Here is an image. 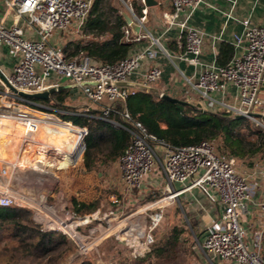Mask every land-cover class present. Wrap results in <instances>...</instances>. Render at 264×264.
I'll use <instances>...</instances> for the list:
<instances>
[{
	"label": "built area",
	"instance_id": "1",
	"mask_svg": "<svg viewBox=\"0 0 264 264\" xmlns=\"http://www.w3.org/2000/svg\"><path fill=\"white\" fill-rule=\"evenodd\" d=\"M204 2L205 0H171V11L163 18L166 31L178 26L185 36V54L182 59L189 65L202 67L195 82H190L191 87L203 102L217 104L231 117L245 116L264 127L258 119L249 117L264 104L261 99L264 85V25L254 24L249 19L243 20L244 35L234 43L235 47H240L242 42L245 43L243 53L235 56L227 66L204 64L202 56L205 34L189 27L187 19L180 21L181 13L187 9L194 10ZM93 4L94 0H7V7L15 14L17 22L8 26L5 20H0V49L6 48L8 55L17 59L11 73L5 74L9 85L26 93H43L58 89L60 83L67 79L81 88L84 98L89 103L83 112L56 109L53 96L48 99V103L37 104L18 96L0 78L4 87V92H0V98H13L18 103L30 104L34 106L33 109L30 107L27 109L44 115L38 117L26 111H19L15 119L11 120L21 121L26 127L25 137L33 140L41 127L59 133L68 130L77 134V148L78 146L82 148L83 153L80 155L76 152L78 154L75 153L76 156L73 155L71 160L75 159L78 162L84 160L89 130L86 126L76 125L67 116L84 115L108 119L116 103H122L125 107L131 95L149 91L162 77L161 68L153 67L136 86L120 85L130 82L131 75L139 68L144 57L155 54L151 49H146L135 56H128L116 64L98 63L86 55L75 59L66 58L64 52L52 43L54 35L74 27L80 31ZM128 9L133 20L141 28L138 34H134L126 23L122 28L124 41L139 43L148 37L144 33L147 7L143 6L139 15L132 6H128ZM22 19L33 28L38 39H28L25 36L24 27L19 23ZM154 44L160 46L159 39H154ZM84 83L95 85L84 86ZM232 86L236 89L235 96L229 95L228 89ZM53 102L54 105H51ZM90 105L98 107L97 110L102 116L92 114ZM39 108L46 112L52 111L53 114L35 110ZM120 115L132 126V129L124 127L132 134V138L125 153L117 162L120 182L128 189H139L142 181L159 165L165 176L164 194L165 198L168 197L169 203L178 199L184 192L198 188L210 201L223 205L219 221L213 220L207 230L203 242L205 253L220 261L264 264L261 254L264 233L255 237L252 249L242 223L241 216L246 211V201L251 198V189L248 178L239 173L237 160L222 155L215 141L204 140L197 145L172 147L158 141L126 108ZM111 122L117 127H123L116 120ZM33 183L34 181H31L22 187L21 196L27 197L29 191L35 187L44 190L48 188L45 182ZM176 185H183V188L177 190ZM15 203L16 200L7 195L2 194L0 197V206L7 207ZM259 207L264 213V201ZM36 216H40L38 211Z\"/></svg>",
	"mask_w": 264,
	"mask_h": 264
},
{
	"label": "trees",
	"instance_id": "2",
	"mask_svg": "<svg viewBox=\"0 0 264 264\" xmlns=\"http://www.w3.org/2000/svg\"><path fill=\"white\" fill-rule=\"evenodd\" d=\"M124 1L128 2L138 15L140 14L143 6L141 0ZM104 2L105 0H94L85 25L80 30L88 39L71 41L62 48L67 59L86 55L98 63L116 64L129 56L135 43L124 41L122 28L126 25L125 18L110 4L106 12ZM234 57V45L223 43L217 56L218 64L227 66ZM62 93H55L53 98L59 108L70 110L65 104L68 96ZM32 101L39 102V100ZM40 101L49 102V100ZM125 108L158 141L172 147L197 145L204 140H210L217 142L222 155L238 160H250L257 155L264 154V130L258 129V125L248 118L236 119L224 111L205 112L200 109V106L175 104L152 91L136 92L127 99L125 107L122 103H116L108 119L84 115L67 116L76 125L86 126L89 130L86 138V154L80 163H84L91 176L92 192L87 199L93 203L92 213L103 207L104 177L89 167L108 169L125 153L132 138V134L125 129H132V126L120 115ZM91 113L102 116L98 110H93ZM112 120H116L123 127L115 126ZM62 133L64 132L61 131L58 134ZM74 142L78 144V139ZM71 194L70 192V195H64L61 206L75 214L72 211V204L70 205ZM185 231L184 226L174 227L164 245H160L157 249L158 255L172 256L182 243ZM51 235L39 229L31 210L15 206H0V261L1 258H5L8 264L21 262L32 264L33 259L45 258L57 253L60 246L69 245L70 239L61 236L56 242L52 241ZM262 243L264 246V234ZM32 246L35 247L32 248ZM263 253L264 251H262L264 258ZM81 264L93 263L84 261Z\"/></svg>",
	"mask_w": 264,
	"mask_h": 264
},
{
	"label": "crops",
	"instance_id": "3",
	"mask_svg": "<svg viewBox=\"0 0 264 264\" xmlns=\"http://www.w3.org/2000/svg\"><path fill=\"white\" fill-rule=\"evenodd\" d=\"M157 1V6L150 8L147 7L146 20L148 23H146V29L144 33L147 34L148 37L143 39L139 43H135L129 56H135L136 54L146 49L153 50L155 54L146 56L140 61L139 68L131 75L129 79L130 86H136L137 84H139L142 80V77L149 69L153 67H159L162 70V77L157 84L150 87V89L157 90V93L155 92L156 94L161 95V93H165L181 100L185 99L184 101L191 103L193 106H200V109L205 112L223 111L217 104H208L203 102L198 93H196L192 89L190 82H195L197 76L202 70V67H194L192 65H189L185 60L182 59L185 54L186 40L181 29L178 26H174L166 31V25L163 18L166 13L171 11V0ZM144 6L146 7L145 4ZM1 19L5 20V23L8 26H11L14 24V22H17L15 14L10 12L7 7V0H0V20ZM186 19L188 20L187 24L189 27L205 34L206 38L203 47L202 62L204 64H218L217 56L220 53L222 44L231 43L232 45H234L238 38L243 37L245 31L243 20L249 19L254 24L264 25V0H205V2L198 8L194 10L187 9L186 11L181 13L180 21L183 22ZM19 23L24 27L25 36L28 39H38L37 35L33 31V28L28 25L25 19L19 20ZM154 39H159L160 46L154 44ZM244 45L245 43L242 42L240 44V47L234 46L235 56H240L243 53ZM59 49L62 50V48ZM5 52L7 53V49L2 47L0 49V58H4V64L3 66H0V68L6 75H9L13 70L14 65L16 64L17 59L10 56L7 57L5 55ZM62 85H72V83L70 81L63 80L60 83V86ZM72 89L74 88H66L58 92H63L62 94H66L69 99L70 96H73V93L71 92ZM228 91L230 93L229 95L235 96L236 89L233 86L230 87ZM261 99L264 102V85L262 88ZM85 101L83 102L84 107L88 104L86 99ZM38 103L44 105V102L40 100L39 102H37V104ZM51 105H54V102L51 103ZM68 106L73 107V105L70 104ZM84 107L79 109L73 107V109L79 112H83L85 110ZM70 111L73 110L70 109ZM254 114L259 115L258 120L262 124H264V104L260 107V109H257ZM9 120L11 121V119ZM17 122H20V125L22 127L24 126L21 121ZM254 123L257 124L256 122ZM14 130H17V128L12 130V134ZM49 130L48 133L51 136L58 137L55 135H61V137H63L64 141L66 142H68L69 140L65 139V137L73 134L70 131L68 133H65L68 130L62 131L64 132L62 134H58L59 132L53 131V129ZM38 136L39 135H36L34 140L32 139L31 141L27 140L25 142H22L21 151L22 154H24L22 157V163L23 161L26 162L29 160V166H31V153H33V151L30 147L31 145L33 146L36 142L38 144V140H40ZM8 138L10 144H12L11 136H8ZM76 139H78V136L76 137ZM37 151H40L39 147L34 148V152ZM236 160L239 173L248 178L251 189V198L250 200L246 201V211L242 213L241 217L242 223L247 231V241L250 244V247L254 249L253 245L255 237L262 232L264 233V213L261 212L259 207L260 204L264 201V154L257 155L250 160ZM71 161L73 163L71 162L68 165V169H72L73 173H76V177H79L78 181L80 182V185H78L79 183L73 184L72 181L71 183H69L68 180L67 182L62 181L61 177L58 175V171L61 172L63 169H61L60 166L51 165V163L41 164L40 162H38L36 166L37 168L34 167L19 169L17 166H15V164H13V162L6 161L7 165H10L9 171H11L12 173L14 172V175L15 173H17L16 176L21 175V177H19L21 181H14L13 178L9 180L4 179L3 181L0 178V195H7L8 197L15 199L16 202L21 206L29 207L30 210L33 208L36 209V206L42 208L45 207L46 209L50 208V210L48 209L49 212L52 211V214L56 215V213H54V208L57 207L51 208V206L53 205L50 204L52 203L50 198H55V201L57 200L60 208H66L61 206V200L64 199V195H70L71 192L72 194L70 203H72V201L74 200L73 197H75L76 199L79 198L77 197L79 196L78 192L83 193L84 190L82 188L87 187L91 182L89 181L91 179V176H89L88 168L84 165V163L82 164L75 159ZM117 162L114 163L116 164V166ZM89 169H91L92 171L97 170V168L95 169V167L93 166L89 167ZM159 169V173L161 174L160 179L162 183L161 191L163 193L165 190V176L161 167H159ZM119 177L120 175L116 178L117 181H120ZM31 181H34L33 184H40L41 181L45 182L48 185V188L44 190L42 188L35 187L34 189H32V191H29L30 193L27 197H24L23 195L21 196V194L18 195L19 192L15 190V187L22 188ZM77 188H81V190L79 191L77 190ZM182 188L183 185H176L177 190ZM181 196H186L185 201L188 206L187 211L191 219H197L200 217L198 220H201V217L203 219L210 217V223L206 228V238L207 230L211 226L212 221H219L221 213L224 209L223 205H221L219 202L210 201L205 193H203L198 188H194L184 192L179 196V198ZM160 206L162 205L156 203L145 206L144 208L149 209ZM168 207L169 205H167L166 208ZM142 210L143 208L134 212V214L139 215ZM84 231H87V229H84ZM87 232L90 231L88 230ZM262 251H264L263 243L261 254ZM217 264L239 263H236L234 261H221Z\"/></svg>",
	"mask_w": 264,
	"mask_h": 264
},
{
	"label": "rangeland",
	"instance_id": "4",
	"mask_svg": "<svg viewBox=\"0 0 264 264\" xmlns=\"http://www.w3.org/2000/svg\"><path fill=\"white\" fill-rule=\"evenodd\" d=\"M130 1L132 2L133 0ZM141 2L144 6L143 0H141ZM109 4L115 7L121 14H129L128 6L131 5L128 2L126 3L124 0H105L104 10L106 12L109 10ZM146 23H148L147 20ZM87 39L88 37L84 36L83 33L74 27L66 32L54 35L52 43H54L58 48H63L71 41ZM5 55L7 57L9 56L6 52ZM3 64L4 58L1 57L0 66H3ZM0 89V92H4V87L1 81ZM71 92L73 93V96L66 99V106L70 107L68 106L70 104L77 109L83 108L85 98H83L81 88H74ZM12 103H14V105ZM55 104L57 105V102ZM9 105H11V107H9ZM56 105V109L63 110ZM88 105L89 103L86 106ZM27 107L32 108L34 106H30V104L22 102L18 103L14 101L13 98H0V115L6 114L15 119L19 111H26L33 115L37 114L38 117L44 116L41 113L32 112L27 109ZM73 107H70L69 109L76 111ZM90 107L92 111L99 109L93 105H90ZM35 110L38 112L53 114L51 113L52 111L46 112V110L40 108ZM59 117L62 118L61 116ZM257 127L258 129H264L261 125H258ZM76 137L77 134L73 133L66 136L65 139L75 141ZM11 147L12 145L9 143V139L5 142H0V148L12 151ZM8 159L9 158L7 157L6 161H8ZM6 161H3L2 163L0 162V178L3 181L4 179L9 180L13 178L14 181L20 182L21 180L19 177H21V175L16 176L17 173L14 175V172L12 173L9 171L10 165H7ZM9 161L11 160L9 159ZM25 168H31V166H29V160L26 162L23 161L19 167V169ZM159 170L158 165L153 169L150 175L142 181V185L139 189L131 190L119 180L117 181L116 178L119 174L116 164H113L108 169L97 168L94 172L97 171L104 177V202L100 214L92 219H90L91 216L95 214L92 213L93 203L89 202L87 199L89 194L92 192L91 182L87 187L82 188L84 190L83 193L78 192L80 195L77 197L79 198L76 199L72 196L74 200L70 203V205L72 204L73 209L71 207L70 209H72L75 213L74 216L72 215V218L71 216H63L60 212L62 208H60V205H58L59 203L57 200L55 201V198L53 197L50 198L52 202L50 204L53 205L51 208L57 207L54 208V213H56V215L52 214V211L49 212L50 208H48V210L45 207L42 208L36 206V209H31L35 223L39 226L41 231L47 234H52V241H59L61 236L70 239L69 245L60 246L57 253L38 260L33 259L32 264H81L84 261H90L93 264H217L221 262L217 258L205 253L203 249V240L206 235V228L210 223V217L206 219L201 217V220H198L200 217L197 219H191L187 211L188 206L185 201L186 196H181L180 198L170 201V203L160 207L149 209L144 208L145 206L156 204L165 198L164 192L162 193L161 191L162 183ZM58 175L64 182H67L68 180L69 183L72 181L73 184L79 183L78 185H80V182L78 181L79 177H76V173H73L72 169L69 170L66 168L61 172L58 171ZM15 190L19 192H17L18 195L22 192V188L15 187ZM77 190L80 191L81 188H77ZM1 196L2 195H0V197ZM167 205H169L168 208H166ZM12 206L30 210L29 207L25 208V206H21L19 203H15ZM142 208L143 210L139 215L134 214V212ZM37 211L40 216H36ZM157 214L160 216L159 220L154 218ZM88 217L90 218L88 219ZM97 218L104 222V227H100L101 230L96 231L93 234L87 232L90 227H98V225L95 223L89 226L82 225H84V223H91ZM70 225H73V227L76 228V234H73L72 231H70ZM176 226H184L186 229L182 236V243L177 247L176 252L172 256L168 254L159 256L157 249L160 245H164L171 230ZM49 227L52 229L57 227L58 230H51ZM84 229H87V231H84ZM125 230L126 232H134V236H137L138 234L141 236H138L135 241L133 233L123 237L122 234ZM128 236H130L129 239ZM139 241L143 244V247H145L142 255H140V252L134 254L136 250L135 248L138 246H136L133 250L134 242L139 243ZM32 242L34 243V241H31V243ZM34 247L35 246H32V248ZM0 264L8 263L5 262V258H1ZM19 264H29V262H21Z\"/></svg>",
	"mask_w": 264,
	"mask_h": 264
},
{
	"label": "bare ground",
	"instance_id": "5",
	"mask_svg": "<svg viewBox=\"0 0 264 264\" xmlns=\"http://www.w3.org/2000/svg\"><path fill=\"white\" fill-rule=\"evenodd\" d=\"M35 115H37V114H35ZM9 119H14V118H11L7 115H0V142L7 141V139H9L8 136H11V143H12L11 144L12 145V147H11L12 151H8L5 148H0V162L2 163L3 161H6V159L8 157L11 160V162H13V164H15V166H17L19 168L20 165L22 164V157L24 155V154H22V151H21L22 150V142H25V141H27L26 139H30V138L25 137V132H26L25 125L22 127L20 125V122L18 123L17 121H12V120L10 121ZM16 128H17V130H14L13 134H12V130L16 129ZM40 129L41 130H39V132L36 134V135H39L38 138L40 139V140H38V144L36 142V143H34L33 146L31 145V147H30L33 151V153H31V168H34V167L37 168L36 166H37L38 162H40L41 164L42 163H51V165H57V166H60L61 168H64V167H67L70 164V162H72L71 157L76 152H78L80 155L83 153V150H81L82 148H79V146L77 148V144L74 141L66 142V141H64V138L61 136L53 137L48 133V129L46 127H43V128L41 127ZM31 140L32 139H30V141ZM9 143H10V141H9ZM38 147L40 148V151L34 152V148H38ZM78 153H76V155ZM76 155H74V156H76ZM9 159H8V161H9ZM50 168H52V167H50ZM167 202L169 203L168 197L162 199L158 203L163 206ZM101 211H102V209H100V208L97 209L95 212H93L95 214L92 215L91 218L88 217V219L89 218L92 219L93 217L99 215ZM60 212L65 217L71 216V218H72V215L74 216V214H72L67 208L61 209ZM71 218H69V219H71ZM154 218L156 220H159L160 216H158V214H157L156 216H154ZM94 223L96 225H98V227L95 226V227H90L88 229L90 231V233H92V234L95 233L96 231H98L100 229V227H104V225H103L104 222L98 218L95 219V221H93L91 223H84V225H82V226H89V225H92ZM69 228L73 234H76V228L73 227V225H70ZM51 230H58V228L57 227L53 228V229L51 228ZM107 231H109V230H107ZM132 233H133L134 241L137 239L138 236H141L140 234H138L137 236L136 235L134 236V232H132V231L126 232V230H125V232L123 234L121 232L123 237H125L126 235H130ZM122 235H121V237H122ZM129 238H130V236H128V239ZM136 242H134L133 250L136 246H138V247L135 248L136 250H135L134 254H137L138 252H140V255H142V253L145 250V247H143V244L140 241H139V243H136ZM84 249H85V247H84Z\"/></svg>",
	"mask_w": 264,
	"mask_h": 264
},
{
	"label": "water",
	"instance_id": "6",
	"mask_svg": "<svg viewBox=\"0 0 264 264\" xmlns=\"http://www.w3.org/2000/svg\"><path fill=\"white\" fill-rule=\"evenodd\" d=\"M144 4L146 5V7L150 8V7H154L158 5V1L157 0H143ZM123 16L125 18L126 23L131 27L132 31L134 34H138L140 32V25L137 24L132 16L128 13H123ZM0 78L3 79L9 86V88L16 93L18 96L25 98V99H29V100H48L51 98L52 95H54L55 93H57L60 90L66 89V88H78L79 86L76 84H72V85H62L59 86L58 89H52L43 93H26V92H22V91H18L17 89H15L14 87H12L11 85H9L8 80L6 78L5 73L2 71V69L0 68ZM84 86L87 85H95L94 83H84ZM120 85H125V86H130V83H120ZM150 91L156 92V89H149ZM161 97L165 100H168L172 103L175 104H180V105H184V106H193L191 103L172 97L171 95L168 94H161ZM249 117H253L255 119L259 118V115L257 114H250ZM246 118L245 116H237L236 119H243Z\"/></svg>",
	"mask_w": 264,
	"mask_h": 264
}]
</instances>
